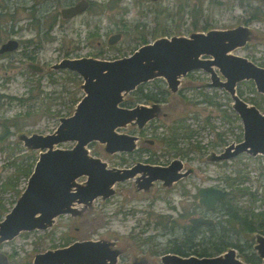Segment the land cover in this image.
Segmentation results:
<instances>
[{
  "label": "rangeland",
  "instance_id": "obj_1",
  "mask_svg": "<svg viewBox=\"0 0 264 264\" xmlns=\"http://www.w3.org/2000/svg\"><path fill=\"white\" fill-rule=\"evenodd\" d=\"M88 1L87 10L69 21L58 15L59 9L69 4V0H0V41L12 34L21 42L16 51L0 57V136L4 135L5 127L7 133H11L0 142V182L11 172L13 158L30 151L36 159L38 157L39 150L26 148L20 135L51 133L59 118L69 116L83 96L81 77L67 69L51 68L63 58L90 56L110 60L126 56L141 44L159 37L188 36L195 31L244 25L249 32L248 38L231 54L264 67V0ZM32 4L39 8L41 18V31L36 39L33 30L21 27L27 12L24 9ZM253 11L257 12V18L252 19ZM11 29L17 32L11 33ZM118 31L121 38L108 45L107 36ZM33 38L36 43L27 42ZM22 49L31 51V60H20ZM26 62L36 63L42 71H30L25 67ZM217 75L223 80L218 72ZM142 84L152 90L162 87L166 95L165 101L157 104L158 114L143 127L130 123L115 129L118 133L138 136L137 150L129 155L108 153L103 144L91 141L86 145L88 153L105 162L108 168H124L144 160L166 165L178 159L182 162L181 171L190 172L168 186L155 180L147 189H138L133 176L115 182L111 186L112 193L106 198L96 197L86 204L73 203L75 212L55 216L45 229L20 231L12 239L0 242V253L7 256V264H33L35 254L76 240L108 242L118 253L114 264H163L160 256L167 253L173 239L179 238L181 226L188 217L196 216L190 212L194 211L198 187L222 188L224 177L231 176L234 169H244L247 173L249 179L242 185H250L253 189L262 183L263 155L242 153L225 161L210 159L226 145L239 142L242 128L231 108L230 96L222 88L210 85L207 72L192 70L181 76L176 92L166 87L162 77ZM237 89L241 90L242 97L256 98L264 104V96L256 89V93L249 92L247 81L237 82L235 91ZM204 95L210 96L212 103L205 101ZM247 98L246 102L251 104ZM139 102L150 104L135 100L132 92H128L123 94L120 105L131 107ZM259 110L264 113V109ZM177 120L183 121L190 137H177L173 153L163 149L165 145L154 133L168 135L169 126ZM9 142L12 146L7 144ZM73 145V141H65L53 148ZM84 179L79 176L75 181L83 183ZM25 182L20 179L16 188L23 189ZM16 198L10 190L0 191L7 212L13 205L9 202ZM5 214L0 211V220ZM202 216L214 219L218 212ZM259 234L252 233L244 238L250 241L253 251ZM244 239L239 238L240 245ZM234 252L243 261L236 249Z\"/></svg>",
  "mask_w": 264,
  "mask_h": 264
},
{
  "label": "water",
  "instance_id": "obj_2",
  "mask_svg": "<svg viewBox=\"0 0 264 264\" xmlns=\"http://www.w3.org/2000/svg\"><path fill=\"white\" fill-rule=\"evenodd\" d=\"M88 7L86 0L59 9L66 19ZM247 26L229 29H209L192 32L188 36L159 37L135 48L130 54L115 59L96 57L63 58L51 65L54 70L67 69L82 79L83 96L75 104L73 112L59 118L58 125L49 134L20 135L22 144L31 150H39L25 186L8 212L0 220V242L7 241L20 231L45 229L55 216L75 212L73 203H89L96 197L106 198L112 193L115 182L142 176L138 189H147L159 180L168 186L189 171H180L182 162L171 160L167 165L135 163L128 168H108L98 157L88 153L86 145L97 141L108 153L131 152L137 137L118 133L116 128L135 123L141 128L159 112L157 103L120 105L124 93L141 83L162 77L171 92L177 91L179 78L189 71L202 70L209 74L210 85L222 88L231 98V108L241 122L242 139L226 145L221 152L212 154V161L229 160L242 153L264 156V113L248 104L235 91L237 82L250 80L254 89L264 96V67L245 57L231 54L248 38ZM119 33L108 36L113 44ZM15 39L0 44V54L17 47ZM29 69L40 72L42 68L29 64ZM217 72L223 77L219 78ZM73 141L70 148H53L54 145ZM84 176L83 183L75 181ZM198 203L207 211H213L217 202L228 195V190L214 185L198 187ZM192 225H209L210 217L191 216ZM254 251L264 264V235L259 234ZM117 251L104 240H76L63 247L37 253L33 264H114ZM7 256L0 253V264H7ZM163 264H249L235 256L233 248L210 257L175 253L160 256ZM133 264V263H131Z\"/></svg>",
  "mask_w": 264,
  "mask_h": 264
},
{
  "label": "trees",
  "instance_id": "obj_3",
  "mask_svg": "<svg viewBox=\"0 0 264 264\" xmlns=\"http://www.w3.org/2000/svg\"><path fill=\"white\" fill-rule=\"evenodd\" d=\"M252 19L257 18V12L253 11ZM261 66V65H260ZM248 82V90L256 93L253 84ZM139 84L134 90L130 91L135 100L159 102L165 101L166 91L158 87L157 89H149ZM236 93L246 102L247 97H242L241 90L237 89ZM209 98V99H208ZM203 99V98H202ZM251 104L258 109H264L262 100L256 98H247ZM204 100L212 103L211 97L204 95ZM233 119H237L236 115H232ZM4 135L0 136V142L3 143L5 138L11 133H7L8 128H4ZM182 120H177L169 126L168 135H157L155 138L165 145V151L174 153L176 150L177 137L189 138L190 134L186 132ZM183 132V134H182ZM9 146L10 142L7 143ZM12 146V145H11ZM239 156V155H237ZM235 156V157H237ZM233 157V158H235ZM232 159V158H231ZM36 158L32 152H24L17 159L11 161L12 170L4 180L0 182V191L10 190L13 196L18 197L22 189L16 188L20 179L26 181L29 176ZM264 175V173H263ZM247 173L243 169H234L231 176L224 177V186L222 188L228 190V195L221 199L217 205V218L209 225H192L185 223L181 226V233L178 239H173L167 252L187 257L194 255L197 257L216 256L228 248L236 249L244 262L249 264H260L261 258L252 250L249 240L244 239L252 233H260L264 235V177L262 183L257 187L251 188L250 185H242L248 180ZM15 201H10L12 205ZM0 211L7 212L3 201L0 199ZM243 237V245L239 244V238ZM247 238V237H246ZM69 244L65 243L63 246Z\"/></svg>",
  "mask_w": 264,
  "mask_h": 264
},
{
  "label": "flooded vegetation",
  "instance_id": "obj_4",
  "mask_svg": "<svg viewBox=\"0 0 264 264\" xmlns=\"http://www.w3.org/2000/svg\"><path fill=\"white\" fill-rule=\"evenodd\" d=\"M77 1H79V0H69V4H67V5H73L74 3H76ZM87 2H88V7H89V1L88 0H86ZM149 1H152V2H156V1H158V0H149ZM64 6H66V5H64ZM87 7V8H88ZM87 8L85 9V10H83L82 12H80V13H77V14H75V15H73V16H71V17H69V18H66V19H63V18H61L60 17V15H59V13H58V15H59V17H60V19H62V20H72L73 18H75V17H78L79 15H81V14H83L86 10H87ZM24 10H27V12H26V14H25V17L23 18L25 21H24V23L21 25V27L23 28V29H26V30H33L34 31V37H35V39L36 38H38V36H39V34H40V27H39V24L41 23V18H40V14H39V8L37 7V5L36 4H32V5H30L29 7H27V8H25ZM14 23H12V25H13ZM14 26L16 27V25L14 24ZM22 28H20V29H22ZM17 32V29H15V30H13V29H11V33H16ZM115 33H119L120 34V38H121V33H120V31H118V32H115ZM114 34V33H113ZM189 35V34H188ZM110 36V35H109ZM170 37V36H169ZM107 38H108V36H107ZM107 38H106V43H107ZM119 38V39H120ZM9 39H15L14 38V35H12V34H9V36L7 37V38H5L4 40H1L0 41V44H2V43H4L5 41H7V40H9ZM16 40V42L18 43L17 44V47L15 48V49H13V50H11V51H6V52H4V53H2V54H0V57H4V56H7V55H9L10 53H12V52H14V51H16V49L18 48V46L20 45L19 43H21V42H19L17 39H15ZM28 41L27 42H31V43H36V41H34V38L33 39H27ZM98 44H100L99 42H98ZM97 44V45H98ZM108 44V43H107ZM144 44V43H143ZM108 45H113V44H108ZM142 45V44H141ZM35 46V45H34ZM21 53L23 54V56L20 58V60L23 58V59H30L31 60V58H32V53H31V51L29 50V49H22L21 50ZM69 58H74V57H69ZM76 58V57H75ZM97 58V57H96ZM32 60H36L35 58L34 59H32ZM29 64H36V63H34V62H26V64H25V67L27 68V69H29L27 66L29 65ZM37 65V64H36ZM30 71H32V72H35V71H33V70H31V69H29ZM42 71V70H41ZM40 71V72H41ZM40 72H36V73H40ZM148 102V101H147ZM159 102H164V101H159ZM140 103V102H139ZM148 103H150V104H152V103H157L158 104V102H152V101H150V102H148ZM142 104V103H141ZM127 124H130V123H127ZM133 124H135L134 122H133ZM136 126V125H135ZM127 134H131V133H127ZM132 135H134V134H132ZM136 136V135H135ZM137 138H138V136H136ZM134 150H137V147H135V149ZM134 150H132L131 152H120V153H125L126 155H129V154H131V153H133L134 152ZM136 152H138V151H136ZM173 160V159H172ZM136 163H138V162H136ZM140 163H143V164H152V163H149L147 160H144V162H140ZM134 165V164H133ZM167 165V164H166ZM132 166V165H131ZM161 166H164V165H161ZM128 167H130V166H128ZM128 167H124V168H128ZM181 171V170H180ZM190 172V171H189ZM188 172V173H189ZM187 173V174H188ZM186 174V175H187ZM139 176V177H138ZM134 177H136L135 179H136V186H137V181H141L142 180V176L141 175H135ZM182 178V177H181ZM180 178V179H181ZM179 180V179H178ZM176 182V181H175ZM197 190V189H196ZM196 204L194 205V211H192V212H190V215H193V214H196V215H207L208 213H211V212H215V213H217V205H218V203L219 202H217L216 203V205H215V208H214V210L213 211H207L201 204H199L198 203V197H197V194H196ZM191 217V216H190ZM189 218V217H188ZM185 223H188L187 222V220H186V222ZM189 224V223H188ZM196 225H199V224H196ZM112 248V247H111ZM118 254V253H117ZM8 260V259H7Z\"/></svg>",
  "mask_w": 264,
  "mask_h": 264
}]
</instances>
